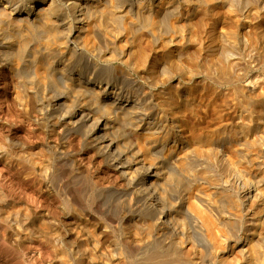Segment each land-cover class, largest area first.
<instances>
[{
  "label": "bare ground",
  "instance_id": "6f19581e",
  "mask_svg": "<svg viewBox=\"0 0 264 264\" xmlns=\"http://www.w3.org/2000/svg\"><path fill=\"white\" fill-rule=\"evenodd\" d=\"M14 1H17V0H5V1L0 0V4L3 5V8L8 9L7 12L10 14L8 16L9 17L11 16V19L14 17V19H18L20 22H24V23L26 22L27 24H30V26L32 28H29V29L30 30L33 29L36 33L38 32V30H40L39 28H41V27H43L41 29H46L45 32L47 31V33H48V31L51 32L52 34H55V33L59 34L60 33V34H62V36L60 38H62V37H64V39L66 38L65 41L63 39L65 44L73 45L72 48L76 47L75 48L76 50H74L72 48L70 50L69 46H67V47H69V50L67 47H63V46H62V49L61 48L54 49V46L50 47V45L48 44V46H43V48L39 49V51L34 50L35 53L37 52L36 53L38 55L37 56L35 53L32 52L33 50L31 49V42L33 41L32 39H34L33 38L34 36H32V37L30 36L32 39H30L29 36H27L29 38H25V36L27 35L26 33L25 34L22 33V35H24L23 36L24 39H22V42L20 41L21 42V44L19 43L20 47L16 48L14 46L17 49V50L15 49L16 53H17L16 55H18L19 58L21 59L20 62H17L16 64L14 63V65L12 64V69L14 70L15 74L17 75L16 77H18V85L17 84L16 85L19 88H22V89L24 88V90H25V88H26V90L28 89L29 92L32 94L33 100H34V102H33L34 104L32 107H34V111L36 109L37 111L41 112V114H42V117H41L42 120H40L41 118L39 119V121H42V123L41 122H39V123H41L42 126H44L43 125V123H44L43 118L46 119V123H48V127H49L47 129L50 130V133L48 132L49 134L52 133L51 131H53V133H54V131H57L61 134L62 137L69 135V134L70 135L71 134L76 135V138L78 137L77 139H80L81 143L83 144V145H81V143H80V145L84 146V149L88 150L87 152L92 153L96 157L101 158L106 163V165H108V168L115 171V173L118 174V177L125 182V184L127 186V192H129L131 195H133V196H131V197H133V200H134L133 201V204H134L133 208L131 207L132 209H130V210H128L126 208L127 211H125V212L122 211L123 213H125V215L121 216L123 214H120L121 212L119 209V207L121 206V203H120L121 199H119L120 193L116 189H114V187L108 188V186H106L107 185L106 184V185H102V186H106L107 188H103L101 186L96 185L97 182H96V184L92 183L91 182L92 178L90 179L91 181L88 178V177H92V176H89V175L86 176L85 173H82L83 171L80 172L79 171L80 169L77 170V168L74 167L75 164L73 166L71 164V162L69 163L68 160H69L70 156L68 155L69 157L67 160V158H66L67 155L65 156V154L63 152L64 150L63 151L60 150L59 147L57 149L59 152L57 150L53 151V149H52V150H49L50 151L49 153L46 152L47 153V156H46V154L44 153L45 151L42 149L44 146L40 147L37 145V146H34L33 148H31L29 146L31 149H33V151L30 149L31 153L36 152V154L37 153L42 154V156H43L42 161L39 164L38 160H41V159H38V157L40 155H38V154L36 155V154L32 153L35 156H38L37 157L38 160L37 159L36 160H37L38 165H39L38 171L41 173V174H38L39 176L42 175L44 177H48L50 175L49 169L51 167H53V168H51V169H53L52 172L54 170H58L60 168V169H63L65 171V174L67 173V177H66L67 180L65 182L71 183L72 185L71 184L70 185L73 186L72 188H73V190H75L76 193L72 194V197L70 196L71 195L70 194L69 197H71V198H69V200H68V196L66 195L67 196L66 200L70 201L69 203H71L72 205L81 206V209H79L80 207L79 208L75 207V208H77L76 213H75L77 215V217H82L83 219H84V217H86L87 219H89V218L94 219L95 217H97V215H96L97 213H95V214L93 213L95 211V212L101 213V215L102 214L106 215L110 221L114 220V222H115V220H118L121 217L122 218L120 219V221L121 220L129 221V226H128L129 228L128 229L130 232L127 231L128 232L127 233L125 230L126 233L124 235L126 237L129 233L134 234V236H135L137 234L141 235V234H143V232H145L148 235L147 237H149V240H148L145 238L146 237L145 235L143 236L147 241L146 243L142 242L143 244H141V242L139 240L140 238L139 239L137 238V241L139 240L140 243H136V242L132 243L128 240L125 241L129 244L128 246L131 247L132 250L133 249L135 250V247H136L138 249H141V253H143L142 249H144L145 251L146 250L149 251L148 253H147V251L144 252L147 256H144L145 260L143 259L144 261L140 262L139 264H264V176L262 175L263 173L261 174L260 173L261 171L259 173H256V179H257L261 189L259 192H256L254 194V198H252L253 200L251 199L252 202H250V201H248L249 203L247 202V204H246L247 208H245L243 206V208L246 209V210H244V212L246 214L244 213L245 215L243 216V214H242V216H241L242 211L239 210L240 206L238 205L239 206L238 207L235 203L234 208L238 207L237 209L241 212V213H239L241 217H238V214H237L236 215L237 219L235 218L233 221H231V223L230 222L226 223L228 226L230 225L229 228L228 227L226 228L225 227L226 225L223 228L222 225H224V224L223 223L220 224L219 220L217 221V219H216L217 216H215L216 218L213 217L214 216V215H212L213 212H211L212 209H210V208H212L213 203L215 202L213 199V195L217 192V194L221 193L225 198L229 199V197H231L232 193L228 192L229 189L227 188L226 185H224V182H226V181L228 182V180H229L228 184L231 183L230 180L232 178L230 179V177L234 173L236 175L237 171L230 162L228 163L227 160H225V161L223 160L224 157H222V159L218 158L217 152L220 149H218V151H217V148L219 146H222V145L224 146L228 135L231 133L235 134L237 131L234 128L230 127V125L224 124L220 128H218V131L216 129V132H211V133L206 132L204 134H199L197 136L194 135V137H192L191 139L189 138L188 140H185L182 136L184 134H181V132L180 133L178 132L180 130V129H178L180 126V121L183 120V119H181V118H183V116L181 114L182 104H180L181 103L180 100L175 101L177 91L181 90L183 88H181V87H180L181 89L178 88V86H181L179 84L180 80L176 83H173V82H175V80L177 81V79L180 78V77L176 78V75H178L179 73L182 75H183V73L188 75V73L183 72L185 70V66L183 65L184 60L182 62V59H181V58H183L182 57L183 55H182L181 51L179 50V48H181V45L183 47V43H185V42H187V43L190 42V44L193 42V43H195V45L197 43V46H198L197 41H199V38L202 39L203 37H204V40L208 41L210 46L212 47L210 55L213 58L219 59V58H221L220 57L221 54L223 56L222 58H224L223 53L228 52L230 47H232L231 45H241L243 47V52L246 54L248 52H250L251 50H253V48L260 49L262 63L264 64V0H238L237 4H233L234 6L236 5V7L234 9L232 8L233 10L229 9V14H231V15L226 14L227 12H224V10L226 8V7L222 8L224 4L222 6H220L219 4H218L219 6L215 5V4L214 5L210 4L209 6L207 5L206 7L205 6H201V7L199 6L198 8L196 7L197 8L196 11L193 8V10L195 12H193V13L191 12L192 13V14H190L191 16L190 17L188 16L189 18L186 20L184 19L185 21L183 20L184 22L182 24L176 25V23H174L175 24L174 29H176L174 31V33L176 32V34H177V31L179 33L177 34V36L175 35V37L177 38V41H176V39H174L175 37L173 36L174 38L172 40V43L173 42L174 43L173 44L171 43L172 45H168L169 43L167 44L168 46H164L165 45L164 44L162 47H159V45L158 46L156 45L159 48L155 47L156 49H154L151 47L153 45V44H151L152 42L150 43V39H148L147 40L148 42L147 41L146 42L149 43L151 46L149 44H148L149 46H147L146 45L147 43H145V46H140V45L138 46L137 45L138 47H134L135 45H132L126 49L124 47L123 50L121 49L123 52V54H121L122 57H120L121 55L120 56L118 55L120 57L119 58L120 63H119V65L117 64V66L115 68L112 65H110V63H112V61L115 58L113 56L114 55L113 53L118 54L116 52L117 50L115 52H112L113 55L110 53L111 51H109V54L101 56L102 57L101 61H95V60L91 59L90 57H88L89 56L88 54H91L90 51L92 49V48L89 49V45L87 43L88 40L86 41L87 44L84 43L81 46L76 45L78 39H80L79 36L82 32V27L77 28L76 26H72L73 24L72 25L68 24V22L66 20L67 18L65 15L66 13L64 14L62 11L63 7L61 6L62 7L61 8L60 6H58L56 4V1L53 2L51 0L52 2L48 3L49 0H32L31 8L28 11H26L25 13L24 12H22V13L18 12L17 13L16 7L18 5L16 6L15 5L16 3ZM101 1L102 2H104V1L105 2H110V1L113 2L114 8L113 7L112 8L114 9L115 13H122L131 7V1L130 0H79L78 2H75V1L73 2V7H74L75 11L82 12V15L85 14L86 11L89 12V10L91 12L92 11L96 12V14H97L98 11L100 10V5H98L97 3H100ZM208 1L210 2L211 0H208ZM220 1L221 0H218V2L217 1L216 2L219 3ZM230 1H232V3H234L233 2L234 0H230ZM111 2H110V4H111ZM187 2H189V1H187ZM228 2H229V0H228ZM133 3H134V1H133ZM204 3L202 5H204ZM206 3H207V0H206ZM187 5H189V3ZM226 5L227 4H225V6ZM196 6H198V5H196ZM230 6L227 7V9L232 7V6L231 7ZM83 7H86V8L83 9ZM159 7H160V5H159ZM20 9H21V7H20ZM71 10H72V7H71ZM12 14L13 15L17 14V16H12ZM95 15L93 14L94 17H95ZM145 16L146 15L143 16V19L145 18V20H146L147 16L149 17V15H147L146 17ZM79 18H77L76 20L78 21ZM150 18L148 20H151ZM38 19L39 20L42 19L43 23L37 24L36 20L39 21ZM153 19H154V17H153ZM157 19H159V18L157 17ZM159 20H157V21H159ZM8 21H10V19H8ZM160 22L162 24V21H160ZM160 22H158V23H160ZM155 23L152 22L151 24L153 26H155L154 25ZM11 24H13V23H11ZM17 24H18V22H17ZM81 25H83V24H81ZM162 25H165V23H163ZM162 25L160 27H162ZM153 26H151V28H154ZM155 28H157V27H155ZM243 28H245L244 29L245 31L249 30V32L243 33L242 32ZM184 30H188V34H184V33H186V32H184ZM42 33H44V32H42ZM17 34H18V31H17ZM19 34H21V33H19ZM58 34L52 35V36H58ZM33 35H35V33ZM39 35H40V33H39ZM199 35H201V37ZM81 37H82V35H81ZM90 37H92V36H90ZM134 37H135V34H134ZM57 38H53V39H57ZM67 39H68V41H67ZM131 39H129V40L132 41ZM8 40H6L8 43H6L5 50L0 49V62H3V63H7L10 61L9 60L10 59L9 52H11V49L14 50L13 49L14 47H12L13 45H11L9 43L10 41H8ZM58 40H59V38H58ZM43 41H44V39H43ZM46 41L43 42V44L46 43ZM74 41H76V43ZM92 41H94V40H92ZM133 41H135V39ZM169 41H171V40H169ZM58 42H61V41H58ZM83 42H84V40H83ZM124 42H126V41H124ZM138 42H139V40H138ZM93 43L94 42H92V45H93ZM126 43H128V42H126ZM126 43H124V44H126ZM153 43H155V42H153ZM59 44H61V43H59ZM139 44H140V42H139ZM157 44H158V42H157ZM96 45H98V44H96ZM120 45L123 47V44H120ZM185 45H186V43H185ZM63 48H67L66 49L67 51L64 50ZM193 49H195V48H193ZM114 50L115 49H113V51ZM239 50H241V49L239 48ZM183 51H185V50L183 49ZM258 51L259 50H257L255 55L258 54ZM100 52H99V54H100ZM232 52L229 51V54ZM194 53H195V50H194ZM235 53H237V52H235ZM235 53H232V54L235 55ZM239 53H237L238 55L236 54V56H232L234 60H231L232 58L228 54V56L231 58L230 60L233 61L231 63L229 62L230 60L228 61V59H227V56H226L227 53L225 55L226 60H224V62H223V59H222V62L224 64H222L220 62L221 66L219 65L220 66L219 69L221 72H219V75L224 73V76L222 77L223 80L225 79L226 74H230V72H233L232 70H233L234 64L235 63L237 64V62L239 60H241L240 58H242L241 57L242 55H240V54H242V53H240V54ZM244 53H243V56H244ZM34 54L36 55V57H39V60L41 59L43 62H45V65L42 63L43 66H45V67L41 71H40V69H38V71L40 73L42 72L41 78L44 79V76H46V77L48 76L49 80H47V83L49 81V84L53 83V80L55 79L54 77H59L61 80L60 82L62 83L63 89H60V92H57L56 94H54L51 97H47L49 95H45L43 93L46 90V89L44 90V88H46V85H47L46 81L44 83V81L39 76H37V73L34 76L32 74L33 73L32 70H31L32 73L30 72L31 62L28 61V59L31 55H34ZM183 54H184V52H183ZM248 54H250V53H248ZM251 54H253V53H251ZM191 56H190V59H192ZM194 56H195V54H194ZM198 57H196V58L198 59ZM257 57H259V56H257ZM116 58H117V56H116ZM261 58H260V60H261ZM218 59H217V61H218ZM37 60H38V58H37ZM246 60H248V59H246ZM38 61H35V63ZM219 61H220V59H219ZM40 62H39V66L40 65L42 66V64H40ZM191 62H194V60L192 59ZM195 62L192 63L191 65H195ZM218 62H217V64H219ZM196 63H198V62H196ZM205 63H204V65H205ZM198 64L196 65V67L198 66ZM214 64H216V63H214ZM235 66H238V65H235ZM203 67H205V66H203ZM210 67L211 66H209V68ZM71 68L77 69V70H75V72L73 71V73H72V72H70ZM187 68H188V66H187ZM86 69H90L92 71V72H90L92 75L84 74ZM188 69H190V68H188ZM191 69L194 73L193 66L191 67ZM191 69L189 70L190 72H191ZM205 71H207V70H205ZM190 72H189V75H191ZM131 73H135V74H138L140 76L139 82H138V80L134 81V78H133V80L130 78V77H133V76H130ZM211 75H213V74H211ZM211 75H209V76L211 77ZM231 75H233V73H231ZM231 75H229V76H231ZM236 76H238V74H236ZM228 77H227V79H225L226 81H228V79H229ZM231 77H234V76H231ZM238 79H240V77H238ZM223 80H221V81L223 82ZM218 81H219V79H218ZM235 81L233 80L232 82H234V84H235L236 83ZM197 82H199V81H197ZM124 84L132 85L133 87L136 86L135 92L131 93V94L128 93L129 95L125 94L127 92H125L126 90L124 89V87L126 85L124 86ZM234 84H232V86ZM47 87H49V86H47ZM133 87H132V89L134 90ZM123 89H124V91H123ZM143 89H144V91L142 93H140ZM239 89H241V88L239 87ZM15 90L17 91L18 89L16 88ZM22 91H20L21 94H22ZM55 91H56V89H55ZM154 91H156V92H154ZM238 91H239V94H236V95H239V97H240V95H241L240 91H241V93H243L242 89L238 90ZM180 92L181 91H179L178 93H180ZM17 93L15 95H17ZM23 93H24V95H26L25 92H23ZM233 93H234V91H233ZM167 95H168V97H171V99H170L171 103H169L168 101L165 102V98H167L169 100ZM178 95L180 96V94H178ZM173 96H175L174 97L175 99H173ZM22 97H20V96L17 97L18 103H19V101L20 102L23 101ZM233 97H235V96H233ZM246 97L248 98V96H246ZM255 98H253V99L255 100ZM172 99L174 101H172ZM238 99L239 98H237V101H238ZM243 99H242V102H243ZM251 99H249V100L251 101ZM254 100H253V103H254ZM256 101H257V104H259V103L264 104V95L261 97V99L256 100ZM144 103L147 105H145ZM251 103H252V101H251ZM251 103H250V106L252 105L254 107L255 105H253V103L252 104ZM244 104L246 106L247 103H244ZM22 105H24V104H22ZM145 106H147V108ZM262 106H264V105H262ZM247 107H248V105H247ZM154 108H160L161 115H158V111L156 112L157 114H155ZM183 108H185V107H183ZM156 110H158V109H156ZM242 110L244 111V109H242ZM184 111H185V109H184ZM186 111L183 112V114L184 113L186 114ZM246 111H247V109L245 110V112ZM187 113H188V111H187ZM246 116H248V115H246ZM250 116H251V114H250ZM45 119H44V121H45ZM188 124L190 126V123H188ZM126 127H128L129 129L131 128L135 131H138L139 135H138L137 139H138L140 145L139 144L135 145L133 143L130 144L131 141L129 143L126 140V137H127L126 134H128L127 132L124 133V129ZM211 127H213V126H211ZM9 128H10V126H9ZM243 128H245V127L243 126ZM237 130H241V129H237ZM57 132H56V135L60 136V134L59 133L57 134ZM197 132H198V130H197ZM53 133H52V136H53ZM44 135H45V133H44ZM8 137L9 136H7V138ZM29 138H31V137H29ZM14 139L12 138V139H10V141L8 140L7 145H6L7 148L4 147L3 144H2L3 146L0 144V156L1 155L5 156V154L7 153L8 155H10V157L11 156L13 158L15 157L17 159V161H15V160L14 161L17 162L16 164H19L18 160H21L22 162L26 161L27 157H29L30 155L29 156H28V154H27V156L25 155L27 151H26V149L24 150L23 147H24V144H26V143L20 144L18 149L15 150V148L17 147V144H16L17 142L15 143ZM52 140H54V139H52ZM65 140H66V138H65ZM252 140H254V139H252ZM49 142H51V141H49ZM78 142H80V141H78ZM135 142L137 143V141H135ZM54 143L55 142H53V144ZM53 144L51 143V145H53ZM75 144H76V142H75ZM25 148H26V146H25ZM44 149H45V147H44ZM7 150H8V152H7ZM30 150H28V152H30ZM39 151H40V153H39ZM41 151H43V152H41ZM92 154H90V155H92ZM8 155L6 157H8ZM219 155H220V152H219ZM91 157H89V158H91ZM3 158H5V157H3ZM32 158L33 157H29L28 161L29 162H30V160L32 161L33 160ZM6 160L7 159H5V161ZM33 161H35V159ZM33 161H32V164L35 165L34 163H36V161L34 163H33ZM12 162H13V160H12ZM72 162L74 163V161H72ZM100 162H99V164H100ZM8 163H7V165H8ZM29 164L31 166V163H29ZM21 165H20V167H21ZM86 165H85V167L88 166V165L87 166ZM26 166H28V165H26ZM79 166H81V164ZM22 167H23V165H22ZM31 167H33V166H31ZM14 168H15V166L13 167V169ZM16 168H18V167H16ZM28 168H29V166H28ZM28 168H26V169L29 171ZM33 168H31V171H34V173H35V170H32ZM63 170H61V171L64 172ZM21 171H23L22 168H21L20 172ZM55 172H57V171H55ZM58 172H59V170H58ZM28 173L30 174V171ZM51 174H53V173H51ZM59 174H62V173H59ZM107 175H109V174H107ZM50 177H52V179H53V175ZM50 177H48L47 179L49 180ZM62 177H61V180H62ZM111 177H113V176H111ZM38 178H40V177H38ZM59 179H60V177H59ZM63 179H64V177H63ZM39 180H41V179H39ZM55 180L61 182L57 178H54L52 181H55ZM112 180H115V179H112ZM33 181H34V179L32 180V182ZM41 181H44L43 178ZM34 182L35 183L33 184V186L36 185L37 181L35 180ZM94 182H95V180H94ZM108 182H110V181H108ZM44 183H45V181H44ZM50 183H48V184H50ZM69 183H65V185L68 184V186H69ZM105 183H107V181ZM199 183H209L211 185V188L203 189V188H205L204 184H202L203 187L201 188L199 186ZM43 184H40V186H42ZM55 184L57 185V183H55ZM55 184H54V186H55ZM37 185H38V187H40L39 184H37ZM57 186H59V185H57ZM71 186H69V187H71ZM30 187H32V186H30ZM35 188H36V186H35ZM42 188L44 189V186ZM42 188H40V189L43 190ZM58 188H60V187H58ZM61 188H62V186H61ZM117 188H118V184H117ZM36 190H38V189H36ZM44 190H47V189L45 188ZM62 190H63V188H62ZM62 190L59 189L60 193ZM69 190H70V188H69ZM65 192H63V193H65ZM71 192H73V191H71ZM123 193H124V191H123ZM123 193H121V194H123ZM248 193L249 192H247V194ZM33 194H35L34 191H33ZM241 194H242V192H241ZM56 195L59 196L61 194H59V195L56 194ZM63 196H64V194L62 196H59V197L61 198ZM121 198H123V196ZM245 198H244V200H246ZM11 199H9V201ZM39 199H41V198H39ZM13 200H12V203L17 202V201H13ZM56 200H58V197ZM66 200H64V201H66ZM239 200H240V198H239ZM19 201H21V200H19ZM19 201H18V203H19ZM67 201L64 204H66ZM230 201H232V200H229L228 203ZM234 201L236 202V199ZM202 202H203V204H201ZM237 202H239V201H237ZM240 202L242 203V201H240ZM61 203H62V201H61ZM21 205H22V203H21ZM70 205H68V206L70 207ZM207 206H209L210 208ZM222 206H220V207H222ZM225 206H226V204H225ZM9 207H11V206H9ZM16 207H19V206H15V208ZM21 207L22 206H20L19 208H21ZM231 207L233 208V206H231ZM70 208H68V209H70ZM75 208H71V209H74V211H75ZM222 208H224V206ZM21 209H23V207ZM8 210H10V208ZM18 210L19 209L17 208V211ZM235 210L236 209H234V211ZM7 211H5V212L7 213ZM22 211H24V210H22ZM237 211L234 213H238ZM11 213H12V211L11 212L9 211V213H7V214L10 215ZM21 214H23V213H21ZM101 215L98 216V218L101 217ZM4 216H6V215H4ZM4 216H3V218H4ZM10 217L9 218L12 219L11 215H10ZM13 217H14V219H16V221H22L23 225L20 224V226L22 225V227L23 226L28 227V225L31 223L30 217H28V215H24L22 218V215L20 216L17 212L14 214V211H13ZM102 218L103 217H101V219ZM6 219H5V221H6ZM14 219H13V221H14ZM104 221L105 220H103V222ZM100 222H101V220H100ZM103 222H102V224H105L107 221L105 223H103ZM9 224H10V222H9ZM108 224L107 225L105 224V225L108 226ZM126 224H127V222H126ZM186 224L188 227L186 226ZM13 225H14V223H13ZM105 225L100 227V232L98 230L94 231L95 228L90 226V228L91 227L93 228V231L91 233H90V231L92 228L90 230L88 228H86L89 231L88 232L89 235L87 233L86 234L82 233L85 236L83 237V235H82L80 241H83L82 244H85V246H87L86 247L87 249H88V245L90 244V241H89L90 239L97 240L98 242L93 241V243H95L93 245H96V242L98 244L100 243V241L103 242V239L105 237L112 238L111 230L109 229V227L111 225L109 224L110 225L109 227H106ZM27 227H25V228H27ZM112 228H114V227H112ZM27 229H29V228H27ZM76 231H77V229H76ZM117 231H118V229H117ZM84 233H85V231H84ZM119 233H120V229H119ZM78 234H79V232H78ZM78 234H74L75 235L73 237L74 242H71V247H72L73 243H76V241H77V240H75L76 237L78 238V236H81V233H80V235H78ZM117 236H119V234ZM122 237H123V235H122ZM126 237H124L125 240L128 239ZM141 238H142V235H141ZM106 240L107 239H105V241ZM130 240L132 241L131 238H130ZM71 241H73V240H71ZM80 241L78 240L77 242H80ZM88 242H89V244H88ZM104 244H105V242H104ZM76 245H74V246H76ZM91 245H92V243H91ZM109 245L111 246V244H109ZM112 245L113 246H111L112 248L110 251L113 253V255L112 254L110 255V253L108 252L111 257L102 256L101 258L98 257L99 259L98 258L96 259L97 254L95 256L94 251H92L94 253L95 257L92 256L93 254L92 255L90 254L91 257L88 258L87 257L88 253L86 254L87 251L85 250L86 252L84 255L83 254L84 252L81 253L83 250H81L79 255H75L76 252L74 253L75 256H78V258H73V259H76L74 264L75 263L76 264H138L135 261L126 262L125 260L120 258L119 257V254H120L119 245L115 244V242ZM78 247L76 246V248H77V249H75L76 251H79ZM96 247H97V245H96ZM98 247H99V245H98ZM73 251H74V249H73ZM97 252L98 251L96 250V253ZM103 252L101 253L102 255H104ZM139 253H140V251H139ZM77 254H78V252H77ZM101 254L99 255V253H98L99 256H101Z\"/></svg>",
  "mask_w": 264,
  "mask_h": 264
},
{
  "label": "rangeland",
  "instance_id": "374dc122",
  "mask_svg": "<svg viewBox=\"0 0 264 264\" xmlns=\"http://www.w3.org/2000/svg\"><path fill=\"white\" fill-rule=\"evenodd\" d=\"M3 1H5V0H3ZM17 1H14L16 3L15 5L16 6L18 5L16 7L17 13L18 12H20V13L24 12L25 13L26 11H28L31 8L32 0H17ZM52 1L53 2L56 1V4L58 6H60V7L62 6L63 7V8L62 7L61 8H62L63 13L64 14L66 13L65 15H66V18H67L66 20H67L68 24H70V25L73 24L72 26H76L77 28L78 27L79 28L82 27V32H81V34L79 36L80 39H78L77 43H76V41H74V42L78 46H81L84 43L85 44L88 43L89 49L92 48L91 51H90L91 54H88L89 55L88 57H90L91 59H93L95 61H101V58H102L101 56L109 54V51H111L110 53L112 54V52H115L117 50L116 52L118 54H115V53H113L114 55L112 54L115 58L112 61V63H110V65H112L114 68L117 66V64L119 65V63H120L119 58L122 57L121 54H123L122 50H123L124 47L126 49V48H128V47H130L132 45H135L134 47H138L139 45L140 46H145V43L148 42L147 41L148 39H150V43L152 42L151 44H153V45L151 46L149 43H147L146 45L147 46L150 45L154 49L159 48V47H162L164 44H165L164 46L172 45L174 43V42L172 43L173 38L175 37V35L177 36V34L179 33L178 31H177V34H176V32L174 33V31L176 30V29H174L175 28V24L174 23H176V25L182 24L186 19H188L191 16L190 14H192L193 12L196 11V9L199 6L200 7L201 6H205L206 7L207 5L209 6L210 4H213V5L214 4L215 5H218L219 4L220 6H222L224 4L222 8H225L226 7L225 10H224V12H227L226 14H229V9H232V8L234 9L236 7V5L234 6L233 4H237L238 3L237 2L238 0H234L233 1L234 3H232V1L229 0V2L233 5L232 6L228 2V0H223V1L221 0L219 3H217L218 0H215V1L214 0H211L210 2L207 0V3H206V0H160V1L159 0H130L131 1V7L129 9H127L126 11H124L122 13H115V11L113 9L114 8L113 7L114 6V3L113 2L110 1L111 2V4H110V2H105V1L102 2L101 1L100 3H97L98 5H100V10L98 11L97 14H96V12H93V11L91 12L89 10V12L86 11L85 14L82 15V12L75 11L74 10V7H73V2L74 1L75 2H78L79 0H67V1L66 0H52ZM52 1L49 0L48 3L49 2H52ZM133 1H134V3H133ZM187 1H189V2H187ZM188 3H189L190 6L187 5ZM203 3H204V5H202ZM225 4H227V5L225 6ZM159 5H160V7H159ZM196 5H198V6H196ZM229 6L231 8H228L227 9V7H229ZM20 7H21V9H20ZM71 7H72V10H71ZM84 8H86V7H83V9ZM193 8L195 9V11L193 10ZM7 11H8V9L7 8H3V5L0 4V13H1L0 14V37H1L0 38V49H4L5 50L6 43H8L6 40H8V39H9L8 41H10L9 43L11 45H13L12 47H14V46L16 48L20 47V44L22 42V39H24V37H23L24 35H22V33L23 34H25V33L27 34L25 36V38H29L30 36L31 37L34 36L33 37L34 39H32L30 37V39L33 40V41L31 40L32 41L31 42V49L33 50L32 51L33 53H35V51H39V49L43 48V46H48V44L50 45V47L51 46H54V49H57V48L58 49L59 48L62 49V46L63 47L69 46L70 47V50H71V48L73 47V45H67V44L64 43V41H65L66 38L65 39H64V37L60 38L62 36V34L59 33L60 34L59 35L57 33L58 36H52V35H57V34L56 33L55 34H52L49 31L47 33V31L45 32L46 29H41L43 27L39 28L40 30H38V32H37L38 34H37L33 29L32 30L29 29V28H32L30 26V24H27L26 22L25 23L24 22H20L18 19H14V17L11 19V16L10 17L8 16L10 14ZM93 14L94 15L96 14L95 17L93 16ZM144 15H146V16L149 15V17L147 16V18L145 20V18L143 19V16ZM229 15H231V14H229ZM12 16H17V14H14V15L12 14ZM153 17H154V19H153ZM157 17L160 20L157 19ZM77 18H79L78 19L79 22L76 20ZM149 18L151 20H148ZM8 19H10V21H8ZM157 20H159V21H157ZM160 21H162V24L165 23V25H162ZM17 22H18V24H17ZM36 22H37V24L38 23H43L42 19H40L39 21L36 20ZM152 22L153 23L156 22L154 24L155 26H153L151 24ZM158 22H160V23H158ZM11 23H13L14 25L16 24V25L14 26ZM81 24H83L84 26L81 25ZM161 25H162V27H160ZM151 26H153L154 28H151ZM155 27H157V28H155ZM244 29L245 28L242 29L243 30L242 31L243 33L244 32H249V30H246L245 31ZM17 31H18V34H17ZM42 32H44V33H42ZM184 32H186L184 34H188V30H184ZM19 33H21V34H19ZM34 33H35L36 36L33 35ZM39 33H40V35H39ZM134 34H135V37H134ZM81 35H82V37H81ZM27 36H29V37H27ZM37 36L38 37L40 36L39 37L40 39ZM90 36H92V37H90ZM199 36L201 37V35H199ZM57 37L59 38V40H58ZM53 38H57V39H53ZM133 38L135 39V41H133L134 40ZM43 39H44V41H43ZM63 39H64V41H63ZM129 39H131L133 42L130 41ZM174 39H176V41H177V38L176 37ZM83 40H84V42H83ZM92 40H94V41H92ZM138 40H139L140 44H139ZM169 40H171V41H169ZM11 41L12 42L14 41L13 42L14 44ZM45 41H46V43L43 44V42H45ZM58 41H61V42H58ZM67 41H68V39H67ZM86 41H87V43H86ZM124 41H126L128 43H126ZM142 41L143 42L145 41V42L143 43ZM92 42H94L93 45H92ZM153 42H155V43H153ZM157 42H158V44H157ZM197 42H198V46H197V43L195 45V43H193V42L191 44H190V42H188V43L185 42L187 46L185 45V43H183V47L184 48L182 47V45H181V48H179V50L181 51V53L183 55L182 56L183 58H181L182 59V62L184 60V62H183L184 64L183 65L185 66V70L183 72L188 73V75H186L185 73H183V75L185 74L183 76L182 74L179 73L178 75H176V78L177 77L178 78L180 77V78L177 79V81L175 80V82H173V83H176V82H178L180 80L179 84L181 86H178V88L179 89L183 88V89L177 91L176 97L173 96V99L176 98L175 101L180 100L181 101L180 104H182L181 114H182L183 118H181V119H183V120L180 121V126L178 128L180 130L178 132L179 133L181 132V134H184V135H182L183 138L185 140H188L189 138L191 139L192 137H194V135L197 136L199 134H204L206 132H209V133L216 132V129L218 131V128H220L224 124L230 125V127L234 128L237 131L235 134H233V133L229 134L228 133L229 135H228V137L226 139L225 145L224 146L223 145L222 146H219L217 148V151H218V149H220L217 152L218 158L219 159H222V157H224L223 160L224 161L227 160L228 163L230 162L234 166V168L236 169V171H237L236 175L234 173L230 177V179L232 178L230 180L231 183H229L230 185L228 184L229 180H228V182L227 181L224 182V185H226L227 188L229 189L228 192L229 193H232L231 194V197H229V199H227L221 193H218L217 194V192H216L213 195V199H214L215 202L213 201L214 203H213L212 208H210L209 206H207L210 209H212L211 212H213V214H212V215H214L213 217L216 218L215 216H217V218H216L217 221L219 220L220 221V224H222V223L224 224V225H222L223 228H224L225 225H226L225 226L226 228L227 227L229 228L230 225L228 226L226 223H229V222L231 223V221H233L235 218L237 219V216H236L237 214H238V217H241L242 214L244 216L246 214L244 212V210H246L245 208H247V206H246L247 202L248 201L252 202V200H253L252 198H254V194L256 192H259L260 189H261V187H260V185H259V183H258V181L256 179V173H259L261 171L260 173L261 174L263 173L262 175L264 176V106H262L264 104L261 103L262 104L261 105L259 102H258L259 104H257V101H256V100L261 99V97L264 95V64L262 63L260 49L253 48V50H251L250 52H248L250 54H248V53L246 54V53L243 52V47L241 45H231L232 46V47H230L231 50L229 49L230 52H232V51H233L232 53H235V52L242 53L243 52L244 53V56H243V53L242 54L239 53L240 55H242L241 56L242 58H240L241 60H239L237 62V64L236 63L234 64V67H233V70H232L233 72H230V74H226L227 76L225 75V79H227V77L229 75H231V73H233V75H231V76H234L235 78L229 76L228 78L229 79L231 78L230 80L228 79L229 82L226 81L225 79H224L225 80L224 81L223 78H222L224 76V73H222L223 75L221 74L222 76L219 75V72H221L220 69H219L220 66H221V63L224 64L223 62H224V60H226V56H227L228 61L231 58H232L231 60H234L232 56H236L237 53H235V55L232 54V53L229 54V51L226 52L227 55H226V53H223L224 54V58H222L223 56L221 54L220 55L221 58H219L220 61L217 58L218 61H219L218 62L216 58H213L210 55V52H211V48L212 47L210 46V44H209L208 41L204 40V37L202 39L199 38V41H197ZM59 43H61L62 45L59 44ZM124 43H126V44H124ZM96 44H98V45H96ZM120 44H123V47ZM156 45L157 46L159 45V47H157ZM15 47L13 48L14 50L11 49V52H9V57H10L9 60L10 61L7 62V63L0 62V141H1L0 144L1 145L3 144L4 147H6L8 140L10 141V139H12V138L14 139L15 138L14 139V142L15 143L17 142L16 143L17 144V147L15 148V150H16V149H18V147L20 146V144L26 143V144H24V147H23V149L24 150L26 149V151H27V152L25 151L26 152L25 155L27 156V154H28V156L30 155L29 157H33L32 159L33 160L35 159L36 163H34L35 161L32 160L33 163L35 164V165H33L32 164V161L29 159L30 160V162H29L28 161V158L29 157H27V160L26 161H23L22 162L21 160H18L19 164H16L17 162H15V161H17V159L15 157L14 158L12 156L10 157V155H8L7 153L5 154V156L4 155H1L0 156V264H74V262L76 261V259H73V258H78V256H75V255H79V253H80L81 250H83L81 253L84 252L83 253L84 255H85V252L87 251L86 254L88 253L87 254V257L88 258L91 257L92 254H93L92 256H94V253H95V256L97 254L96 259L98 257L101 258L102 256H109V257H111L110 255L111 254L113 255V253L110 250H111V248H112L111 246H113L112 244H114V242H115V244H118L119 245V252H120L119 257L120 258H122L126 262L135 261L138 264L140 262H143L145 260L144 256H147L144 252H146L147 250L145 251L144 249H142V252L143 253H141V249H138V248L135 247V250L136 249L138 250V251L136 250L138 252L137 253L134 249L132 250V248L128 246L129 244L127 242H125V241L128 240V241H130L132 243H135V242L136 243H140L141 242V244L146 243L147 242L146 239L149 240V237H147L148 235L145 232H143V234H141L142 235V238H141V235H139V234H137V235L134 236V234H130V233L126 237L124 234L127 231L130 232L129 229H128L129 228L128 227L129 226V221H127V220H121L120 221V219L122 217L119 218L118 220H115V222H114V220L113 221L112 220L110 221L109 218L106 215H103L102 214L103 215L102 216L101 213H98V212H95V211L93 212L94 214L97 213L96 214L97 217L94 218L95 220L93 218L87 219L86 217H84V219L86 218L84 220L82 217H77V215L75 214L76 213V210L79 207H80L79 209H81V206L72 205L71 203H69L70 201H67L66 200L67 199V196H68V200H69V198L72 197V194L76 193L75 190H73V188H72L73 186H71L72 184L69 183V182H65L67 180V178H66L67 177V173L65 174V171L63 169H60V168L58 169L59 172H58V170H54L52 172L53 169H51V168H53V167H51L49 169L51 172L49 171L50 175L48 177H50V176L53 175V179L54 178H57L61 182L56 181V180L55 181H52L53 180L52 177H50L49 180H48L47 179L48 177H44L42 175H41L42 176L41 177V176L38 175V174H41V173L38 171L39 165H38L37 160L38 159H41V160H38L39 161V164H40V162L42 161V157L43 156H42V154H38V153L37 154L40 155L39 156L40 158L38 156H35L34 154H36V152H32V153H34V154H32L31 153V150L33 151V149H31V148H33L34 146H37V145L40 146V147H43L44 146L46 150L44 149V147L42 149L45 151L44 153L47 156V153L50 152L49 150H52L53 149V151H54V150H57L58 147H59L60 150H62V151L64 150L63 152H64L65 156L67 155L66 156L67 160H68V157L69 156L71 157V158L69 157V160H68L69 163L71 162V164L73 166L75 164L74 167L77 168V170L80 169L79 170L80 172L83 171L82 173H85L86 176H88V175L89 176H92V177H88L89 180L92 178L91 179L92 181L90 180L92 183L96 184V182H97L96 185L101 186L103 188H107L106 186H108V188H113L114 187V189H116L120 193L119 194V199H121L120 200L121 206L119 207V209H120V212H121L120 214H123L121 216H124L125 215V213H123V212L127 211V209L128 210L132 209L133 206H134V204H133V201L134 200H133V197H131L133 195H131L129 192H127V186H126L125 182L118 177V174H116L115 171H113L112 169L108 168V165H106V163L101 158L96 157L92 153L87 152L88 150L84 149V146H81L83 144L81 143V140L80 139H77L78 137L76 138V135H73V134L70 135L69 134L70 136L69 135H66V136L62 137L59 132L54 131V133H55L54 134L53 131H51L53 133V136H52V133L49 134L50 133V130L47 129L49 127H48V123H46V119L45 118H43V122H44L43 125L44 126H42V124H41L42 121H39V119L42 117L41 112L37 111L36 109L34 111V107H32L33 104H34L33 103L34 100H33L32 94L29 92L28 89H27L28 90L27 91L26 88H25V90H26L25 91L24 88L22 89V88H19L17 86L18 85V77H16L17 75L15 74L14 70L12 69V64L14 65V63L16 64L17 62H20L21 59L19 58L18 55H16L17 54L16 53V50L17 49ZM69 47H67L68 50H69ZM67 48H63V49L66 50ZM75 48L76 47H74L72 49L76 50ZM193 48H195V49H193ZM239 48L241 50H239ZM113 49H115V50L113 51ZM183 49L185 51H183ZM194 50H195V53H194ZM257 50H259L258 51V54L255 55V53L257 52ZM99 52H100L101 55L99 54ZM183 52H184V54H183ZM251 53H253V54H251ZM35 54L34 55H31L29 57V59H28V61L31 62V68H32V69L30 68V72L32 70L33 73L32 72L31 73L34 76L37 73V76H39L41 78V76H42L41 73L42 72L40 73L38 71V69H40V71H41L45 67V66H43V64L45 65V62H43L41 59L39 60V57H36L37 54L36 55ZM194 54H195V56H194ZM228 54H229V56H231V58L228 56ZM118 55L119 56L121 55V56L119 57ZM116 56H117V58H116ZM190 56L194 60V62L196 61L199 64L195 62V65H191L194 62H191L192 59H190ZM257 56H259V57H257ZM196 57H198V59ZM37 58H38L39 61L37 60ZM260 58H261V60H260ZM222 59H223V62H222ZM246 59H248V60H246ZM231 60L229 61L230 63L233 62ZM35 61H38V62L35 63ZM39 62H40V64L43 63L42 66L41 65L39 66ZM217 62L219 64H217ZM204 63H205V65H204ZM214 63H216V64H214ZM197 64H198V66L196 67ZM199 65L200 66L202 65V66L200 67ZM208 65L211 66V67L209 68ZM235 65H238V66H235ZM187 66L190 69L193 66L194 73H193L192 69H191V72H190L189 71L190 69H188ZM203 66H205V67H203ZM70 70H71L70 72L73 73V71L75 72V70H77V69L71 68ZM205 70H207V71H205ZM90 72H92L90 69H86L85 72H84V74H86V75H88V74L89 75H92ZM189 72L191 73V75H189ZM211 74H213V75H211ZM236 74H238V76H236ZM209 75H211V77ZM130 76H133V77H130L132 80L134 78V81H137L138 80V82H139V77L140 76L138 74L131 73ZM238 77H240V79H238ZM48 78H49L48 76L47 77L44 76V79L43 78H41V79L44 81V83H45V81L47 83V80H49ZM54 78L55 79L53 80V83L52 84L50 83L53 87L49 84V81H48V83L46 85V88H44V90L46 89L45 90L46 93L45 92H43V93L45 95H49L47 97H51L54 94H56L57 92H60V89H63L62 83L60 82L61 81L60 78L59 77H54ZM218 79H219V81H218ZM220 79L223 80V82ZM231 80L232 81L233 80L234 81L236 80L235 82L237 84L236 83L234 84V82H232ZM197 81H199V82H197ZM232 84H234V85L232 86ZM47 86H49V87H47ZM124 86H125L124 89L126 90L125 92H127L125 94H128V93L131 94V93H134L135 92V87L136 86L133 87L132 85H127V84H124ZM131 86L134 88V90L132 89ZM239 87L242 89V92L244 93L243 94L240 91V94H241L240 97H239V95H236V94H239V91L238 90H241V89H239ZM16 88L18 89L17 91L15 90ZM54 88L56 89V91H55ZM124 89H123V91H124ZM20 91H22V94L20 93ZM143 91H144V89L140 93H142ZM179 91H181V92L178 93ZM233 91H234L235 94L233 93ZM15 92L16 93L18 92L17 95H15L16 94ZM23 92H25L26 95H24ZM154 92H156V91H154ZM178 94H180V96ZM18 96H20V97L23 98L22 99L23 100L22 102L19 101V103H18V101H17V99H18L17 97ZM233 96H235V97H233ZM246 96H248V98ZM167 97H168V95H167ZM252 97L253 98L256 97L255 100ZM168 98H169V100L167 98H165V102L168 101L169 103H171L170 102L171 101L170 100L171 97H168ZM237 98H239V99L241 98V99L240 100L238 99V101H237ZM251 98L254 100V103H253V100ZM173 99H172V101H174ZM242 99H243V102H242ZM249 99H251L253 105H255L254 107L252 105H251L252 107L250 106L251 101ZM244 103H247L246 106H245ZM22 104H24V105H22ZM145 105H147V104H145ZM247 105H248V107H247ZM145 107L147 108V106H145ZM183 107H185V108H183ZM156 109H158V110H156ZM184 109H185V111L188 109L187 110L188 113L186 111V114L185 113L183 114V112H185ZM242 109H244V111ZM246 109H247V111L245 112ZM154 111H155V114H157L156 112L158 111V115H161L160 108H154ZM250 114H251V116H250ZM246 115H248L250 118L248 116H246ZM44 119H45V121H44ZM40 120H42V118ZM39 122H41V123H39ZM188 123H190V126H189ZM9 126H10V128H9ZM211 126H213V127H211ZM243 126L245 128H243ZM127 128L128 127H126L124 129V133H126V132L128 133V134H126L127 135L126 140L129 143L131 141L130 144L133 143L135 145H138L139 144V141L137 139L138 138V135H139L138 131H135V130H133L131 128L130 129L129 128L127 129ZM237 129H241V130H237ZM197 130H198V132H197ZM56 132H57V134L59 133L60 136L59 135H56ZM44 133H45V135H44ZM7 136H9L10 138L9 137L7 138ZM29 137H31V138H29ZM65 138H66V140H65ZM52 139H54V140H52ZM252 139H254V140H252ZM49 141H51V142H49ZM74 141L76 142V144H75ZM78 141H80V142H78ZM135 141H137V143ZM53 142H55L54 144L56 146L53 144ZM51 143L53 145H51ZM80 143H81V145H80ZM25 146H26V148H25ZM27 149L28 150L31 149L30 152H28ZM7 152H8V150H7ZM41 152H43V151H41ZM219 152H220V155H219ZM39 153H40V151H39ZM90 154H92V155H90ZM7 155H8V157H6ZM3 157H5V158H3ZM37 157H38V159H37ZM89 157H91L92 159L89 158ZM5 159H7V160L5 161ZM12 160H13V162H12ZM72 161H74V163ZM28 162L31 163V166H33L35 169L33 167H31ZM99 162H100V164H99ZM7 163H8V165H7ZM21 164L23 165V167H22ZM78 164L79 165L81 164V166H79ZM20 165H21V167H20ZM26 165H28L29 168ZM85 165L87 167H85ZM14 166H15V168L13 169ZM16 167H18V168H16ZM25 167L29 169L30 174L28 173L29 171ZM21 168H22V170L24 172L23 171L20 172ZM31 168H33L32 170H35V173H34V171H31ZM61 170H63L64 172H62ZM55 171H57V172H55ZM51 173H53V174H51ZM57 173L58 174L59 173H62V174H59L58 175ZM106 173L109 174V175H107ZM58 176L60 177V179H59ZM62 176L64 177V179H63ZM111 176H113V177H111ZM38 177H40V178H38ZM61 177H62V180H61ZM42 178L45 181V183H44V181H41ZM33 179H34V181L35 180L37 181L36 182V185H34V186H33V184L35 182L34 181L32 182ZM39 179H41V180H39ZM112 179H115V180H112ZM94 180H95V182H94ZM106 181H107V183H105ZM108 181H110V182H108ZM64 182L65 183H69V186H71V187H69L68 184L65 185ZM48 183H50V184H48ZM53 183L54 184L57 183V185H59V186H57L56 184L54 186ZM37 184H39V186H40V184H43V185L40 186V187H38ZM117 184H118V188H117ZM202 184H204V187H205L203 189H209V188H211V185L209 183H199V186L201 188L203 187ZM102 185H106V186H102ZM28 186L29 187L32 186V187H30L31 189ZM35 186H36V188H35ZM43 186H44V189L46 188L47 190H44L42 188ZM61 186H62L63 190H62ZM58 187H60V188H58ZM40 188H42L43 190H41ZM69 188H70V190L72 189L71 191H73V192H71L69 190ZM36 189H38L39 191L36 190ZM59 189L62 190L61 193H60ZM33 191H34L35 194H33ZM123 191H124V193H123ZM63 192H65V193H63ZM241 192H242V194H241ZM247 192H249V193L247 194ZM121 193H123V194H121ZM56 194H58V195L61 194L59 196H62L64 194V196L60 198ZM69 195L71 197H69ZM56 196L58 197V200H56L57 199ZM122 196H123V198H121ZM8 198L9 199L12 198V199L9 201ZM39 198H41L42 200L39 199ZM239 198H240V200H239ZM244 198L246 200H244ZM233 199L234 200L236 199V202ZM12 200L13 201H17V202H13L12 203ZM19 200H21V201H19ZM64 200L67 201V203H68V204L66 203L67 205L64 204L66 202ZM229 200H232V201H230L228 203ZM18 201H19V203H18ZM61 201H62V203H61ZM237 201H239V202H237ZM240 201H242V203ZM20 202L22 203V205H21ZM235 203H236L237 206L238 205L240 206V207L239 206L238 207L240 208L239 210H241L242 213L237 209L238 207L237 208L236 207L234 208V204ZM201 204H203V202ZM225 204H226V206H225ZM68 205H70L71 208H75V207H77V208H75V211H74V209H71ZM222 205L224 206V208H222L223 207ZM230 205L233 206V208L236 209V210L234 211V209ZM9 206H11V207H9ZM15 206H19V207L22 206L23 209H21L22 207L21 208H19V207H16L15 208ZM220 206H222V207H220ZM243 206L245 208H243ZM9 208H10V210H8ZM17 208L20 210V211L18 210L20 213L17 211ZM68 208H70V209H68ZM22 210H24V211H22ZM5 211H7V213H9V211L10 212L12 211V213L10 214L12 216V219H10L11 218L10 215L7 214ZM13 211H14V214L17 212L20 216L22 215V218H23L24 215H28V217H30L31 223L28 225V227L27 226H23L22 227V225H23L22 224V221H16V219H14V217H13ZM236 211L238 213H234ZM21 213H23L24 215L21 214ZM239 213H241V216H240ZM4 215H6V216H4ZM100 215H101V217H103L102 219H101V217L98 218V216H100ZM3 216H4V218H3ZM5 219H6V221L8 219L10 221L8 220L6 222ZM13 219H14V221H13ZM100 220H101V222H100ZM103 220H105V221L103 222ZM9 222H10V224H9ZM102 222L103 223L106 222L105 223L106 225L109 223L111 226L109 224H108V226H106L105 224H102ZM126 222H127V224H126ZM13 223H14V225H13ZM20 224H22V225L20 226ZM104 225L106 227H109L110 226L109 229L111 230L112 238H110V237L109 238L111 240L109 238L105 237L103 239V242L100 241L101 244L100 243L98 244L97 243L98 242L97 240L90 239L89 240L90 241V244L88 242L89 245H88V249H87L86 248L87 246H85V244H82L83 241H80V239H81V237H82L83 234H86L87 233L89 235V233H88L89 231L86 228H88L90 230L93 227V228L96 229V230L94 229V231H97L98 230L100 232V227L101 226H104ZM90 226H92V227L90 228ZM186 226H187V224H186ZM25 227H27L29 229H27ZM112 227H114V228H112ZM93 228L91 229L90 233L93 231ZM76 229L79 232V234L76 231ZM117 229H118V231H117ZM119 229H120V233H119ZM125 230H126V232H125ZM84 231H85V233H84ZM80 233H81V236H78V238L76 237L75 240H77V241L79 240L81 243L76 241V243H73V245H72L73 248H72L71 247V242H74V238H73L75 236L74 234L80 235ZM118 234H119V236H117ZM122 235H123V237H122ZM144 235L146 236L145 237L146 239L143 237ZM84 236L85 235H83V237ZM124 237H126L128 239L125 240ZM130 238L132 239V241L130 240ZM137 238L138 239L140 238L139 239L140 242H139V240L137 241ZM105 239H107V240L105 241ZM71 240H73V241H71ZM93 241L94 242L97 241L96 242V245H97V247L99 245L98 248L96 247V245H93V244H95V243H93ZM104 242H105V244H104ZM91 243H92V245H91ZM109 244H111V246ZM74 245H76L77 247L80 245L78 247L79 248V251H76L75 250L77 248ZM73 249H74V251H73ZM96 250L98 251L97 253H96ZM92 251H94V253ZM139 251H140V253H139ZM77 252H78V254H77ZM102 252H103L104 255L101 254ZM108 252L110 253V255H109ZM148 252L149 251H147V253ZM74 253H75V255H74ZM98 253H99V255L101 254V256H99Z\"/></svg>",
  "mask_w": 264,
  "mask_h": 264
}]
</instances>
